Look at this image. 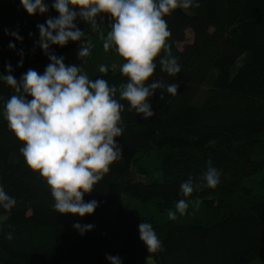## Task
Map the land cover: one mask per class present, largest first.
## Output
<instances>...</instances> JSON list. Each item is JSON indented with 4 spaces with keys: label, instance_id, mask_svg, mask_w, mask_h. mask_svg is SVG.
Segmentation results:
<instances>
[{
    "label": "trees",
    "instance_id": "trees-1",
    "mask_svg": "<svg viewBox=\"0 0 264 264\" xmlns=\"http://www.w3.org/2000/svg\"><path fill=\"white\" fill-rule=\"evenodd\" d=\"M46 3L48 13L30 15L20 0H0V75L9 62L17 80L29 68L50 63L36 43L37 25L59 15L52 0ZM100 15L105 19L95 26L76 21L91 44L95 40L90 53H110L125 63L114 49L104 50L110 28L107 14ZM164 19L171 32L167 43L181 72L169 76L158 66L153 79L178 83V93L165 92L161 100L157 90L149 98L156 114L147 120L120 101L124 131L116 139L123 155L85 194V201L100 202L93 214L54 210L50 186L26 164L22 142L8 128L5 102L17 93L0 79V184L16 200L10 211L0 208V264H110L106 254L116 255L115 242L122 243V264H255L264 257V0H198V6L177 8ZM6 29L18 31L23 40L7 35ZM187 30L193 38L185 43ZM10 41L16 50L9 48ZM181 43L185 45L179 48ZM78 48L73 41L52 46L66 65L72 64L66 54ZM97 77L118 89L128 79L120 70ZM149 152L160 161L159 180L135 175L138 157ZM209 160L221 170L215 188L202 179ZM189 178L196 188L183 197L180 185ZM124 195L140 202L146 213L121 207ZM179 199L189 207L171 219L168 211ZM77 221L95 227L81 235L73 228ZM143 221L152 224L161 241L154 252L140 239Z\"/></svg>",
    "mask_w": 264,
    "mask_h": 264
},
{
    "label": "clouds",
    "instance_id": "clouds-1",
    "mask_svg": "<svg viewBox=\"0 0 264 264\" xmlns=\"http://www.w3.org/2000/svg\"><path fill=\"white\" fill-rule=\"evenodd\" d=\"M20 2L30 15L49 12L46 0ZM194 6H198V0H52L51 7L59 15L49 16L45 23L37 25L36 42L50 63L43 72L29 68L19 80L12 74V64L5 65L6 74L0 75V79L17 93L5 102L8 128L22 142L20 152L26 164L50 186L55 201L52 207L58 213L84 217L99 207V201H85L84 196L93 191L123 155V147L116 139L124 131L121 113L125 105L120 101H127L129 110L134 109L147 120L156 114L149 98L157 90L161 100L165 92L178 93V83H165L153 76L158 66L169 76L176 77L181 72L178 58L167 43L171 32L164 17L177 8L187 10ZM102 13L107 14L110 28L103 48L114 49L126 61L120 71L128 79L119 89L102 77L90 79L82 72L81 63L66 65V58L52 50L53 45L63 47L70 41L79 42L77 56L83 62L90 56L92 45L76 21L81 19L95 26L98 19H105ZM5 32L23 40L16 30ZM9 48L16 50V44L10 41ZM18 54V66L22 67L23 50ZM99 71L107 73L108 67L101 64ZM202 179L206 186L215 188L221 181V170L209 160ZM195 188L189 178L181 183L180 193L188 197ZM15 204V198L0 184V208L10 211ZM188 207L185 199H179L175 209L168 211L169 218L176 219L177 213L184 215ZM94 227L79 221L73 224L81 235ZM138 228L149 252L161 247L151 223L143 221ZM7 238H12L11 232ZM106 259L110 264H122L118 255L106 254Z\"/></svg>",
    "mask_w": 264,
    "mask_h": 264
},
{
    "label": "rangeland",
    "instance_id": "rangeland-1",
    "mask_svg": "<svg viewBox=\"0 0 264 264\" xmlns=\"http://www.w3.org/2000/svg\"><path fill=\"white\" fill-rule=\"evenodd\" d=\"M186 35H187V39L185 43L190 42L193 38L191 30H187ZM92 43L93 44L91 45L93 46L95 43V40ZM185 43L179 44L178 45L179 48H182L185 45ZM77 50L78 49L68 52L66 54V57L70 59L72 64L79 65L81 63L80 66H81L82 72L86 73L90 79H94V77H96L97 75L104 74L99 71V66L101 64L108 67V72L109 71L118 72L121 68V65L123 64V62L117 56L112 55L110 53H105V52L101 53L98 50L91 51L90 56L85 58L84 61L81 62L77 56ZM243 60L244 58H242L237 63L235 68L240 67L242 65ZM34 69L38 72H43L45 69V66L37 64L35 65ZM160 166H161L160 161L155 152H149L142 156L140 155L138 157L137 164L134 167V170L136 171L135 175L137 176V178L141 180H145V181L159 180L161 178ZM261 177H263V175H261ZM120 206L125 208L126 210L137 209L141 213H144V214L146 213L144 206L140 202L128 197V195L123 196ZM3 219L4 217H0V223L3 221ZM121 245H122L121 242H115L113 251L116 255L119 254ZM69 264H83V263L74 262V263H69Z\"/></svg>",
    "mask_w": 264,
    "mask_h": 264
},
{
    "label": "crops",
    "instance_id": "crops-1",
    "mask_svg": "<svg viewBox=\"0 0 264 264\" xmlns=\"http://www.w3.org/2000/svg\"><path fill=\"white\" fill-rule=\"evenodd\" d=\"M255 264H264V257L258 260Z\"/></svg>",
    "mask_w": 264,
    "mask_h": 264
}]
</instances>
